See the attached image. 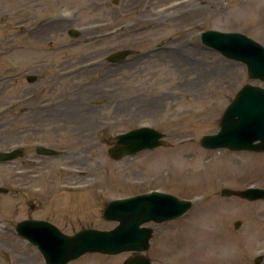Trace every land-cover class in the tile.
Here are the masks:
<instances>
[{"label":"rangeland","instance_id":"obj_1","mask_svg":"<svg viewBox=\"0 0 264 264\" xmlns=\"http://www.w3.org/2000/svg\"><path fill=\"white\" fill-rule=\"evenodd\" d=\"M208 28L264 45V0H0V150L25 149L0 161V264H47L17 234L22 219H48L67 233L111 228L110 199L152 189L194 200L183 216L149 223L145 253L155 264H257L258 256L264 264V199L222 193L264 187V151L201 144L244 84L264 83L207 47L200 33ZM124 48L133 49L124 61L106 59ZM141 125L166 133L165 143L113 158L115 135ZM39 144L63 153L40 154ZM132 255L87 253L68 264H123Z\"/></svg>","mask_w":264,"mask_h":264},{"label":"water","instance_id":"obj_2","mask_svg":"<svg viewBox=\"0 0 264 264\" xmlns=\"http://www.w3.org/2000/svg\"><path fill=\"white\" fill-rule=\"evenodd\" d=\"M77 34L76 29L71 30ZM201 41L223 55L243 61L252 79L264 81V45L257 39L240 31L206 29L201 32ZM133 51L125 48L111 53L112 61H122ZM30 81L35 76L28 77ZM165 134L157 128L143 125L118 133L110 154L120 159L142 149L155 148L164 143ZM207 148L264 150V86L247 83L226 107L216 133L201 138ZM38 153L59 154L60 151L43 145ZM24 151L15 148L0 151V160L7 161L22 156ZM0 191H7L0 187ZM224 195L237 194L249 200L264 199V187L248 186L245 189L224 187ZM192 206L189 199L163 192L151 191L109 201L104 216L119 223L112 229L83 228L74 234L62 231L46 219L27 218L16 225L17 232L36 244L47 264H67L87 252L116 254L124 251H145L150 246L154 228L145 225L150 221L163 222L184 214ZM241 221L236 222V226ZM262 257H258L257 263ZM124 264H152L148 256L140 254L128 258ZM173 264V263H166Z\"/></svg>","mask_w":264,"mask_h":264},{"label":"flooded vegetation","instance_id":"obj_3","mask_svg":"<svg viewBox=\"0 0 264 264\" xmlns=\"http://www.w3.org/2000/svg\"><path fill=\"white\" fill-rule=\"evenodd\" d=\"M33 15H34V13H33ZM35 15H36V13H35ZM49 22H51L50 19H47V18L43 19V20L40 22L39 25H37V26H33V27H36V28H33V31H35V30L43 31V26L46 25V24H48ZM38 33H39V36H38V34H37L35 38H36V39H41V33H42V32H38Z\"/></svg>","mask_w":264,"mask_h":264},{"label":"bare ground","instance_id":"obj_4","mask_svg":"<svg viewBox=\"0 0 264 264\" xmlns=\"http://www.w3.org/2000/svg\"><path fill=\"white\" fill-rule=\"evenodd\" d=\"M216 237H218L219 239H221V237H223V235H222V229H220V231H219V234L216 236ZM216 237L215 238H213L212 236H211V238L213 239V240H215L216 239ZM212 239H206L207 241L206 242H203L202 243V247H211V245L213 244V241H212ZM211 240V241H210ZM210 241V242H209ZM211 243V244H210ZM208 244H210V245H208Z\"/></svg>","mask_w":264,"mask_h":264}]
</instances>
